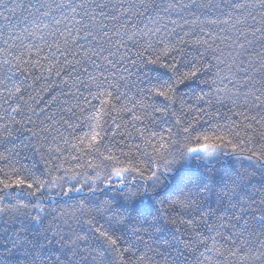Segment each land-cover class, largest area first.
Listing matches in <instances>:
<instances>
[{"label": "snow or ice", "instance_id": "obj_1", "mask_svg": "<svg viewBox=\"0 0 264 264\" xmlns=\"http://www.w3.org/2000/svg\"><path fill=\"white\" fill-rule=\"evenodd\" d=\"M45 7V0H35V2L19 0L12 9H6L16 18L17 23H13L8 16H3L0 20V45H3L4 49L7 50L10 44H15L20 39L17 35L18 28L26 36H32L33 33L28 31L27 26L35 24V13L41 12ZM62 7L64 6L57 5V8ZM67 7L74 15H80L81 19L76 23L81 25L84 35L80 39H84L88 47L85 49L77 41V46L82 49L81 59L74 61L65 59L64 65L56 72V75L60 76L61 72L69 69L78 76L80 74L87 76V80L81 84V87H84L88 96L97 103L92 105L88 97L81 93L76 98L75 104L68 107L66 111L72 116L76 115V110L82 114L85 111L89 112V115L83 116V119L90 129V133H86L84 137H76V139L80 145L86 141L87 147L94 148L96 152H99L96 142L101 138L100 133L92 126L96 114H103L105 111L110 112L114 107V102L118 104L121 102V97L128 98L127 92L120 91L121 84L118 82L115 73H111L110 77L104 74L105 70L109 68L115 69L116 65L113 61L121 49H126L128 41L135 45L138 42L136 39L138 37L139 40L143 41L139 45L141 52L138 55L145 59L147 64L166 69V74H170L167 75V79H164L165 74H161L155 78V81H147L150 86L143 91H146L148 96L138 92L140 100L133 103L131 109H127V105H123V108L128 111L139 110L144 118L151 121L153 125L157 121L163 120L166 115L174 114L170 111L171 105L178 95L179 87L187 81L197 77L198 74L207 73L214 78L204 82L212 85L225 78L221 76L225 68L231 74L229 82L232 83L234 92L232 94L225 93L223 100H216V103L222 107L225 106L224 100H227L231 104L229 109L231 115L219 111L213 115L205 109H200V114L193 120L187 121L186 126L185 122L177 121L174 127L181 129L178 133L181 139L172 140L173 131L172 128H169V140L163 144L165 152L161 153L159 149H154L155 157H152L150 153H143L147 159V164L143 165L149 173L147 176L139 166L115 168L113 171L116 176H123L130 172L137 173L142 181L140 187L145 193H149L152 198H155L159 194L158 190L163 181L169 179L176 165L181 162L203 165L206 169L203 179L193 185V188H188L189 181L182 178L180 183L183 184V187L180 188V197L173 201L174 204L183 208H195L197 201L191 198L194 190L195 194H207L219 183L225 187L231 184L234 186L231 190L235 191L236 187H239L247 179L246 176L239 173L235 176H229L228 173L223 172L220 174L219 180L214 181L212 169L208 166L229 154L225 151L226 149L230 147L232 153L246 151L250 153L246 157L250 161H264V0H188L187 3L184 0H80L75 5L70 2ZM16 9L27 14L18 15ZM77 9L80 11L77 12ZM161 12L164 14L163 16L160 14ZM185 12L193 19L187 20L180 16L183 19V24L169 19L168 22L174 25L171 29L167 27V24L161 23L164 16L170 17L172 13L179 15ZM44 15H48V13H44ZM201 15L204 16L203 20L200 19ZM209 15H215L217 18L208 19ZM222 15L228 16V20L221 21L219 17ZM229 21L234 22L230 24L228 29L220 28L219 32L214 30L216 25L228 24ZM56 23L59 24L60 21L57 20ZM129 23H131L132 29H135L131 35L128 34L130 31ZM137 23L143 24L144 27L138 28ZM150 24L153 27H149ZM184 25H188L190 29L189 32H184V37L198 34L197 37L189 39L187 42L183 37L176 39L179 35L176 29L182 30ZM204 25H207L210 30L206 31ZM169 37L172 39L169 40ZM186 43L195 48L199 54L193 57L191 61L182 63V60L177 59V55L186 59L184 47ZM257 47L260 48L259 52H255ZM201 49L203 51H200ZM253 52H255L254 55ZM143 53H150V56L145 58ZM173 53L177 55L171 56V62H165ZM125 59H127L126 55L120 56L121 62ZM37 63L34 62L32 66L36 67ZM4 64H9V61L5 60ZM85 65L90 66L93 71L89 72ZM178 65L187 67L189 70L183 72ZM11 71L10 67L7 69L0 68V90H2L0 95L7 93V96L3 97V104L8 105L3 110L11 123H19L23 126L25 113L29 111L35 113L27 101H24L20 85H14V92L8 87L6 81L9 79L8 73ZM48 71L51 73V69ZM16 72L24 80L31 76L28 69L21 70L17 67ZM93 72L97 74L93 75ZM39 79L41 77L35 78V80ZM119 79L123 80L124 78L120 77ZM123 87L128 88V85L125 84ZM93 88H95V92L92 91ZM41 90L47 91L48 89L42 88ZM214 92L215 95H220V90L217 89ZM156 97L163 98L162 106L147 102L149 98L154 100ZM10 98L18 100L19 103L12 107L9 103ZM55 100L56 98L53 97V102ZM81 100L89 104V109L86 110L82 107ZM209 106L211 107V104ZM237 107L255 109L256 115L249 117L244 112L233 111ZM16 115H21L22 120L16 121ZM232 115L242 116L245 120L250 121L244 130L243 139H241L240 131H235L238 125L232 121ZM27 119L31 122L30 117ZM47 119L51 118L48 117ZM135 119L139 120L140 117H135ZM213 120L216 121L214 125ZM56 123L67 128H73L68 120L61 117L60 121H53L52 125H44L39 131L32 129L29 131L39 141L40 133L50 132ZM203 125H208L209 130L203 131ZM116 127L119 128L120 125L117 124ZM3 131L9 136L11 135L7 125L3 127ZM145 131L138 130V134L144 136ZM148 136L154 139L157 137V133L150 132ZM46 138L45 136L44 139ZM159 139L163 141L164 137L161 136ZM0 143H5V141L0 139ZM64 143H68V141L65 140ZM246 143L251 144V146L246 148ZM60 151L59 148H56V152ZM41 158L44 159L43 156ZM104 159L112 160L114 157L108 156ZM18 163H20V156L15 148H5L4 153H0V218L4 215L9 216L10 219L30 217L32 222L43 224L50 215L53 222L58 225H66L71 220L79 222L78 217L87 215L90 217L87 223L91 227L95 216L99 215L101 218L108 217L109 227L105 228L103 225H99L92 229L91 236L95 237L96 245L102 249L99 252H89L88 248H81L82 244H87L89 237L78 233H72L67 242H64L59 227L55 230L48 228L32 240H28L17 233L18 243L15 241L14 243L17 248L23 251L24 258L23 262L17 261L16 264H104L106 253H114L120 264H127L124 260V252L120 251L123 238L118 233L129 228L134 212L138 216L144 215L140 210L142 203L136 200L137 195L143 193L136 189L135 185H126V191L121 189L124 192L122 200L125 203H121L119 207L107 201L101 207L98 202L89 201L88 204H85L81 200L71 211L60 207L48 209L43 202L45 193L49 188L61 187L63 189L62 182L65 180V176L53 177L51 171L41 173L38 176L23 164L17 167ZM45 163L47 164L48 161L45 160ZM53 170L59 171L60 169L55 167ZM75 178V175L71 177V179ZM90 179H98V177H91ZM136 179V176L132 177L133 181ZM106 180L107 183L111 184V175H108ZM120 183H124V181L121 180ZM83 187L84 184H81L80 187L69 186L67 191H63V195L67 196L70 192H79ZM88 190L95 192L97 189L89 186ZM17 191H26L28 197L35 198V202L30 200L24 203L16 200L12 203H5V200L13 197ZM232 207L235 208L236 205ZM260 207L264 210V199L261 200ZM249 211L250 208L248 207L239 208L238 214L233 213V222L229 225L222 223L220 227L228 228L232 232V235L227 239L233 247L228 252L237 260V264H264V215L259 217H256L254 213L252 215V220L260 229L257 233L250 227V221L247 218ZM33 212L35 215H31ZM152 221L148 226L159 231L155 228V224L159 222V210H157V215L152 217ZM145 222H147V216H145ZM209 230L214 229L210 228ZM139 231L146 234L148 229H139L134 232V235H138ZM22 232L23 229H21ZM217 235L220 233L218 232ZM232 236H235V240ZM54 244H58L59 248H54ZM132 247L134 248L135 245ZM148 250L151 251L152 249L149 248ZM124 251L131 252V248ZM146 261L147 253L138 256L133 264H146ZM0 264H7V261L0 259ZM165 264H167L166 261Z\"/></svg>", "mask_w": 264, "mask_h": 264}, {"label": "trees", "instance_id": "obj_2", "mask_svg": "<svg viewBox=\"0 0 264 264\" xmlns=\"http://www.w3.org/2000/svg\"><path fill=\"white\" fill-rule=\"evenodd\" d=\"M18 2L19 0H0V20L3 16H8L13 23H17L16 18L6 9H12ZM45 2L46 7L41 12L35 13L33 10L35 24L27 26L28 31L33 33L32 36H26L18 28L17 35L20 39L15 44H10L7 50L4 49L3 45H0V68L7 69L10 67L12 69L8 73L9 79L6 81L8 87L14 92V85H20L24 101H27L35 113L33 114L32 111L25 113L23 126L19 123H11L3 110L8 107L7 104H3V97L7 96V93L0 95V105H3L0 107V139L5 141V143H0V153H4L5 148H15L20 156V163L16 165L17 167L23 164L38 176L49 171L53 177L65 176V180L62 182L63 189L61 187L49 188L45 193L43 202L48 209L60 207L71 211L81 200L85 204H88L89 201L98 202L101 207L107 201L119 207L121 203H125L122 200L124 192L121 189L126 191V185H135V188L143 193L138 194L136 200L142 203L140 210L144 215L138 216L134 212L129 228L118 233L123 238L120 251L124 252V260L127 264H133L138 256L145 253H147L146 264H165V261L167 264H237V260L228 252L233 247L227 239L232 235V232L228 228H221L220 225L222 223L231 224L233 213L238 214L239 208L248 207L250 211L247 218L250 221V227L257 233L260 231L259 226L252 220V215L253 213L256 217L264 215V210L260 207V202L264 199V167H262L264 161H250L246 158L250 153L246 151L232 153L230 147L226 149L225 151L229 154L208 166L212 169L214 181L219 180V176L223 172L228 173L229 176H235L239 173L246 176L247 179L239 187H236L235 191L231 190L233 185L229 184L225 187L219 183L207 194H195L194 190L191 198L197 201L195 208H183L174 204L173 201L180 197V188L183 187V184L180 183L182 178L189 181L188 188H193V185L203 179L206 174L203 165L189 162H181L176 165L169 179L163 181L158 190L159 194L155 198H152L149 193H145L140 187L142 181L137 173L130 172L123 176H116L113 171L115 168L139 166L147 176L149 173L143 167L144 164H147V159L143 153H150L152 157H155L154 149H159L161 153L165 152L163 144L169 140V128H172L173 131L172 140L181 139L178 135L181 129L174 127L177 121L185 122L186 126L187 121L193 120L200 114V109H205L213 115L217 111L231 115L229 112L231 104L227 100H224L225 106L223 107L216 103L217 99L223 100L225 93L232 94L234 92L233 85L229 82L231 74L227 68L221 73V76L225 78L218 80L216 84L205 83L204 81H211L214 77L203 73L181 85L178 95L171 105L170 111L174 114L166 115L163 120H159L153 125L151 121L144 118L139 110L128 111L127 109H131L133 103L140 100L138 92L148 96V93L143 91L150 86L147 81H155V78L161 74H165L164 79H167V75L170 74H166V69L147 64L145 59L138 55L141 52L139 45L143 43L138 37L136 38L138 42L135 45L128 41L126 49H121L113 61L116 65L115 69L109 68L104 73L109 77L111 73H115L118 82L121 84L120 91L127 92L128 98L121 97V102L118 104L114 102V107L110 112L105 111L103 114H96L92 126L100 133L101 137L96 142V146L99 147V152H96L94 148L87 147L86 141L80 145L76 139V137H84L86 133H90V129L83 119V116H88L89 112L85 111L82 114L76 110V115L72 116L66 111L68 107L75 104L76 98L81 93L88 97L92 105L97 103L88 96L84 87H81V84L87 80V76L83 74L78 76L69 69L61 72L60 76L56 75V72L64 65L65 59L68 61L81 59L82 49L77 46V41L85 49L88 47L87 42L80 39L84 35L81 25L76 23L80 21V15H74L67 7L70 2L75 5L80 0H45ZM184 2L187 3L188 0H184ZM57 5L64 7L57 8ZM79 11L80 9H77V12ZM16 12L18 15L27 14L26 12L21 13L20 9H16ZM44 13H48V15H44ZM160 14L164 15L162 12ZM180 16L187 20L193 19L187 12L179 15L172 13L170 17L164 16L161 23L167 24V27L171 29L174 25L168 22L169 19L183 24V19ZM216 18L215 15L208 16V19ZM200 19L203 20L204 16L201 15ZM219 19L221 21L228 20V16L222 15ZM57 20L60 21L59 24L56 23ZM233 22L218 24L214 30L219 32L220 28L228 29ZM137 27L143 28L144 25L137 23ZM149 27H153V25L150 24ZM204 27L206 31L210 30L207 25ZM128 28L130 29L128 34L131 35L135 29H132L131 23H129ZM189 31L188 25H184L182 30L177 28L176 32L179 35L176 39L183 37L187 42L189 39L197 37L198 34L184 37V32ZM168 39L171 40L172 38L169 37ZM184 47L186 59L173 53L165 62H171V56L177 55V59L182 60V63H187L199 54L195 48L187 43ZM259 51L260 48L257 47L255 52ZM122 55H126L127 59L121 62L120 56ZM143 56L147 58L150 53H143ZM5 60L9 61V64L5 65ZM34 62H38L36 67L32 66ZM17 67L21 70L28 69L31 76L24 80L16 72ZM85 67L88 68L89 72L93 71L90 66L85 65ZM178 67L183 72L189 70L187 67H181V65ZM49 69H51V73H49ZM96 74L93 72V75ZM36 77H41V79L35 80ZM120 77L124 79L120 80ZM34 80L35 83H33ZM125 84L128 85V88L123 87ZM42 88L48 90L42 91ZM217 89L220 90V95H215L214 90ZM92 91L95 92V88ZM53 97L56 98L55 102H53ZM147 102L162 106L164 100L162 97H156L154 100L149 98ZM9 103L15 107L19 101L10 98ZM80 104L84 109H89V104L83 100L80 101ZM123 105H127V109H124ZM233 111L244 112L249 117L256 115L255 109H245L244 107H237ZM27 117L31 118V122ZM48 117L51 119H47ZM61 117L68 120L73 128H67L56 123L50 132L40 133L39 141L31 135L29 129L39 131L44 125H52L53 121H60ZM135 117H140V119L137 120ZM231 118L238 125L235 131H240L241 139H243L244 130L250 121L236 115H232ZM15 120L21 121L22 116L16 115ZM212 123L214 125L216 121L213 120ZM117 124L120 125L119 128L116 127ZM5 125L11 131L10 136L3 131ZM198 127L200 126L198 125ZM145 129L147 130L145 131ZM138 130L145 131V135L140 136ZM208 130L209 126L203 125V131ZM150 132H156L157 137L150 138L148 136ZM45 136L46 139H44ZM161 136L164 137L163 141L159 139ZM65 140L68 143H64ZM250 146L251 144H245L246 148ZM56 148L61 151L56 152ZM42 156L44 159L41 158ZM108 156H112L114 159L105 160L104 157ZM45 160L48 161L47 164ZM55 167H59L60 170H53ZM74 175L76 178L71 179ZM108 175H111V184L107 183L106 177ZM133 176L137 177L135 181L132 180ZM91 177H98V179H90ZM121 180L124 183H120ZM81 184H84L81 191L70 192L67 196L63 195V191H67L69 186L80 187ZM89 186L97 190L90 192ZM16 200L24 203L30 200L35 202V198L28 197L26 191H17L13 197L6 199L5 203H12ZM233 205L236 207H232ZM157 210H159V222L155 224V228L159 231L148 226L149 223L153 222L152 217L157 215ZM31 215H35V213H31ZM145 216H147V222H145ZM89 218L85 215L78 217L79 222L71 220L66 225H58L53 222L50 215L43 224L32 222L30 217L10 219L9 216L4 215L0 218V259L6 260L7 264H16L17 261L23 262L24 253L14 243V241L18 243L17 233L28 240H32L38 234L45 232L46 229L55 230L57 227H59L64 242H67L72 233H78L89 237L87 244H82L81 248H88L89 252L102 251L96 245L95 237L91 236V232L94 227L99 225L108 228V217L101 218L96 215L91 227L87 223ZM142 228L148 229L146 234L139 231L138 235H134V232ZM210 228L214 230L210 231ZM21 229H23L22 233ZM218 232L220 235H217ZM232 238L235 240V236ZM132 245L135 247L133 248ZM54 248L58 249L59 245L54 244ZM129 248H131V252L124 251ZM149 248L152 250L149 251ZM104 264H120V261L115 258L114 253H106Z\"/></svg>", "mask_w": 264, "mask_h": 264}]
</instances>
